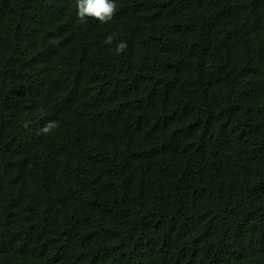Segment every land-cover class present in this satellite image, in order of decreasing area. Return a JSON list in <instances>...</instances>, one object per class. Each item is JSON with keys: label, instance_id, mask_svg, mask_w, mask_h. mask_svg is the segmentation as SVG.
Here are the masks:
<instances>
[{"label": "trees", "instance_id": "obj_1", "mask_svg": "<svg viewBox=\"0 0 264 264\" xmlns=\"http://www.w3.org/2000/svg\"><path fill=\"white\" fill-rule=\"evenodd\" d=\"M114 2L0 0V264H264V0Z\"/></svg>", "mask_w": 264, "mask_h": 264}, {"label": "clouds", "instance_id": "obj_2", "mask_svg": "<svg viewBox=\"0 0 264 264\" xmlns=\"http://www.w3.org/2000/svg\"><path fill=\"white\" fill-rule=\"evenodd\" d=\"M117 11V5L114 0H77V16L81 21H84L86 17L96 19L101 23L110 22L115 16ZM117 34H109L106 36L104 43L106 45L113 44ZM128 45L125 41L121 40L116 44L114 52L119 55L122 54ZM53 124L45 125L42 128V132L48 133Z\"/></svg>", "mask_w": 264, "mask_h": 264}]
</instances>
